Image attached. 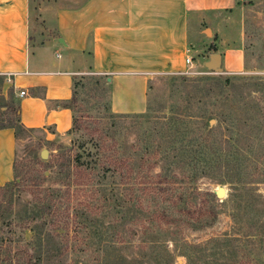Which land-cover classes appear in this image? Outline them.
<instances>
[{
  "label": "rangeland",
  "instance_id": "1",
  "mask_svg": "<svg viewBox=\"0 0 264 264\" xmlns=\"http://www.w3.org/2000/svg\"><path fill=\"white\" fill-rule=\"evenodd\" d=\"M56 1L35 0L41 12ZM39 25L44 26L42 22ZM188 41L173 59V69L149 74L147 96L153 119L171 115H190L203 123L210 119L209 128L220 127L226 135L230 128L235 130L231 139L233 150L252 144L249 156H241L238 161L232 155L225 163H215L196 182V192L186 201L192 207L171 208L178 219L191 226L172 227L159 236L153 246L156 259L146 254L149 246L138 241L139 232L167 205L163 198H142L136 202L116 191L120 177L103 175L105 166L99 160L98 140L108 146V139H114L122 157H128L131 145L147 135L152 123L132 116L104 120L112 112L109 81L102 76L82 74L73 79L88 77L83 81L88 83L86 89H78L73 113L78 127L61 140L50 142H45L39 131L18 132L15 157L17 163L30 166L31 158L42 149L47 150V159L56 153L50 143L71 147L84 162L96 165L103 181L100 193L104 195V199L97 201L105 204V211L86 229L75 231L71 225L68 231L54 228L50 224L53 216L42 214L32 198L38 188L50 187L52 192L59 186L51 185V178L42 184L34 178L42 171L48 176L49 168L29 167L31 174L21 185V191L13 193L8 213L0 214V264H75V257L81 264L82 260L93 262L99 256L105 264H264V0H238L230 10L206 21L202 29L194 26ZM231 50L241 51L238 71H227L225 64H220L221 72L206 68L211 55L224 57ZM186 57L192 60L190 67H184ZM235 67L236 64L230 68ZM96 81L101 88L94 85ZM218 90L223 91L219 96ZM217 133L216 130V136ZM252 177L257 180L255 183L237 184L241 180L252 181ZM220 179L230 183L221 184ZM218 188L224 189L222 199L216 196ZM39 198L47 208L58 205L62 211L65 205L64 197L57 191L51 196L41 192ZM188 208L199 209V214L207 217L199 221L181 217ZM108 230L109 235L118 232L122 237L111 241L106 236ZM127 241L131 244L123 247ZM118 245L115 253L108 250ZM185 252L188 259L183 256Z\"/></svg>",
  "mask_w": 264,
  "mask_h": 264
},
{
  "label": "crops",
  "instance_id": "2",
  "mask_svg": "<svg viewBox=\"0 0 264 264\" xmlns=\"http://www.w3.org/2000/svg\"><path fill=\"white\" fill-rule=\"evenodd\" d=\"M237 1L57 0L41 12L35 0H0L2 95L12 90L20 123L46 142L71 129L63 104L82 74L109 81L113 113H141L149 74L173 69L194 26L202 29ZM220 56L227 71L240 69V50ZM16 143L13 129H0V186L12 180Z\"/></svg>",
  "mask_w": 264,
  "mask_h": 264
},
{
  "label": "trees",
  "instance_id": "3",
  "mask_svg": "<svg viewBox=\"0 0 264 264\" xmlns=\"http://www.w3.org/2000/svg\"><path fill=\"white\" fill-rule=\"evenodd\" d=\"M87 79L88 77L81 76L72 83L71 98L66 104H63L72 114L75 112L78 92H80L78 89L81 91L86 89L88 83L83 81ZM94 85L101 88L97 81ZM104 91L105 89L102 88V92ZM222 92V90H218L216 94L219 96ZM12 97L13 94L10 89L7 92V97L0 95V129H13L15 138H17L18 132L35 130L25 129L22 126L19 119L18 104L14 103ZM108 98L110 100V94ZM235 109L238 112V108ZM150 110L151 104L148 96H146V108L141 113L108 112L104 120L111 117L132 116L140 119L141 122L145 120L146 123H152V128L144 138L140 139V142L131 145V155L128 157H122L114 139H108V146H105V141L98 140L101 143L98 145V156L100 163L105 166L102 168L103 175L109 173L120 177L116 188L120 194L130 199L134 198L136 202L142 198L152 201L158 198L164 199L165 205L168 207H166L167 210L165 209L159 216L155 215L152 220H149L142 227L138 236V241H144L146 247L149 246L148 250L146 249V254L151 259H156L158 255L155 254L153 246L159 236L162 237L172 227L178 229L181 225L191 226L189 222L178 219L177 214L171 208L192 207V204L187 205L186 201L196 192V182L205 177L215 163H225V160H228L232 155H236L238 161L241 156H249L252 144L246 149L235 148L233 150L231 139L234 129L230 128L226 135L222 133L220 127H217L216 130L221 136L218 133L216 136L215 128L207 127L209 126L207 122L210 119L206 123L190 115L179 118H175L173 115L161 116L153 119L154 116L151 115ZM77 127V118L73 116L72 127L68 132ZM50 144L56 153L52 154L49 159L42 160L37 154L31 158V165L25 166L17 163L15 157L12 164V180L0 186V214L8 213L13 193L21 191V185L31 174L28 168L44 165L50 169L49 175L45 176L44 171H42L34 174V178H37V181L40 179L38 182L41 184L51 178L50 184L57 185L59 188L52 190V192L50 187L44 190L38 188L39 190L32 198L34 203L39 205L42 214L48 213L53 216L50 224L54 228L68 231L71 225L75 231L86 229L92 225L97 216L105 211V204L102 201H97L100 197L104 199V195L100 193L103 181L99 178L98 169L96 165L92 166L84 162L81 155L74 152L71 147L55 145V143ZM251 180H241L237 184L255 183L257 181L254 180V177ZM219 181L221 184L230 183V180L220 179ZM55 191L60 192L64 197L65 205L62 211L58 205L47 208L45 202L39 198L41 192L51 196ZM200 211L199 209L192 211L191 208H188L181 217L199 221L207 217V215L199 214ZM92 213H96V216H93ZM206 214L208 213L206 212ZM108 233L109 230L106 236L110 237L111 241L122 237L118 232L112 233L110 231L112 233L110 235ZM130 244L127 241L123 247ZM118 248H120L119 245L110 246L108 250L115 253ZM183 256L188 259L189 254L185 252ZM73 262L79 264L81 261L75 257ZM81 264L105 263L99 256L93 262L82 260Z\"/></svg>",
  "mask_w": 264,
  "mask_h": 264
},
{
  "label": "water",
  "instance_id": "4",
  "mask_svg": "<svg viewBox=\"0 0 264 264\" xmlns=\"http://www.w3.org/2000/svg\"><path fill=\"white\" fill-rule=\"evenodd\" d=\"M220 64H221V56L216 53L209 57L208 62H206L205 66L209 70L221 72ZM212 122L213 120L210 121V124H212ZM39 155L42 160H46L48 158V152L46 149H42ZM216 196L217 198L222 199L224 197V189L218 188L216 191Z\"/></svg>",
  "mask_w": 264,
  "mask_h": 264
},
{
  "label": "built area",
  "instance_id": "5",
  "mask_svg": "<svg viewBox=\"0 0 264 264\" xmlns=\"http://www.w3.org/2000/svg\"><path fill=\"white\" fill-rule=\"evenodd\" d=\"M184 64H185L186 67H190V65L192 64V60L189 57H186L185 60H184ZM23 94H24V92L21 91L20 95H23Z\"/></svg>",
  "mask_w": 264,
  "mask_h": 264
}]
</instances>
